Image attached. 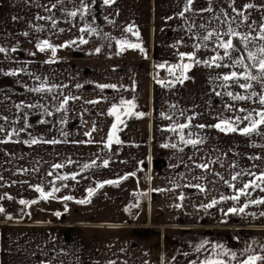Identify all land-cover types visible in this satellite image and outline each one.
Returning <instances> with one entry per match:
<instances>
[{"label": "crops", "instance_id": "obj_1", "mask_svg": "<svg viewBox=\"0 0 264 264\" xmlns=\"http://www.w3.org/2000/svg\"><path fill=\"white\" fill-rule=\"evenodd\" d=\"M262 24L264 0H0V154L17 159L10 186L0 160V264H242L264 256V204L250 203L264 198V184L231 199L255 178L249 173L264 172V125L249 135L213 127L248 111L258 119L264 108V84L242 89V78L222 79L244 71L234 64L241 57L252 63L247 52L264 45ZM229 26L239 35H227ZM228 39L225 56L218 45ZM45 40L55 52L37 47ZM166 62L192 66L178 68L181 78L153 77L151 64ZM227 92L257 95L233 100ZM113 105L122 122L109 115ZM108 180L119 182L98 187ZM36 185L59 191L45 200Z\"/></svg>", "mask_w": 264, "mask_h": 264}, {"label": "snow or ice", "instance_id": "obj_2", "mask_svg": "<svg viewBox=\"0 0 264 264\" xmlns=\"http://www.w3.org/2000/svg\"><path fill=\"white\" fill-rule=\"evenodd\" d=\"M104 2L106 4H110V3H113L114 0H104ZM251 6L252 5H245L244 7L248 8V7H251ZM71 15L75 16L76 12H72ZM180 15H183V13H181ZM245 19H246V17H245ZM81 31H84V29H81ZM126 31L127 32H133V29H132L131 26H129L126 29ZM133 34L138 36V32L133 33ZM24 35H27V33H24ZM227 35L238 36L239 34L237 32H235V30L232 29L231 26H229V30H228ZM212 36H213V33L209 32L208 35L203 37V40L207 41V40L211 39ZM241 39H243L245 41V43L247 44L248 37H241ZM259 39L264 41V24H262L260 26ZM81 42L86 43L87 41H83L82 40ZM42 45H47L49 48H52L53 52H55V47L53 45H51L47 40L42 41L40 44L37 45V47L41 51H44V47ZM128 46L129 47H133V48H140V50L143 51V48L139 44H129ZM218 46L220 48L225 49L224 55L228 56L229 55L228 49H232L233 48V41L231 39H228L226 41L220 40ZM3 51H5V49L0 48V52H3ZM96 51L99 52V49H96ZM180 56H181L182 59L184 57H188L191 60V59L194 58L195 53H180ZM221 59H223V57H221V56H219V54H217V56L212 58V63L215 64V66L220 67L221 65L216 63V62L218 60H221ZM247 59L252 61V63L251 64H245L243 57H241L239 60H236L234 62V64L240 65L244 69V71H242V72L232 71L229 74L223 75L222 79L224 81H226V82L227 81H236V82H238L242 78L244 81H246L245 83H239V87L242 88V89H250V88H252L251 81H259L262 84H264V45L259 46L255 52L249 50L247 52ZM196 63H200V61H196ZM204 63H207V62L205 61ZM163 66L164 65H160V67H163ZM191 66H192L191 64H183V63L179 64V65H173L169 69V71L171 72L175 68H180V69H183V70L186 71ZM252 69H257V72L254 74ZM184 78L186 79L187 77L184 76ZM180 82H182V80ZM112 87H115V86L113 85ZM35 90L36 91H40L41 89L38 88V89H35ZM226 94L228 96H230L233 100H249V99H251V97L257 95V93H255V92H251L249 95H239V94H234L232 92H227ZM217 95H219V93H217ZM258 100H259V104L260 105H264V94H260L258 96ZM121 104H128L129 106L134 107V104H133L132 101H121ZM239 111L240 112H245L246 110L241 108V109H239ZM109 115H115L116 116V120L118 122H122V121H120V115H119V112H118V106L117 105H113V107L109 110ZM136 115L143 116L144 113H138ZM255 116H257L258 119L253 118V112L252 111H248L247 115H245L243 117L236 116L234 118V120H227V119L226 120H222L219 124L213 125V127H216L218 129H220V131H222V132H240L243 135H249V134H251L253 132H257L258 129L260 128V126L264 125V108H261V110L259 112H256ZM191 119H192V117L188 118L189 123H190ZM242 120L243 121H248L249 123L246 126L240 128L237 125ZM188 126H189V124H179V125H177V127L179 129H181V130L184 129V128H187ZM198 127L204 128L205 125H199ZM116 128H117V124L114 123L112 125L113 131H111L109 133V135H108V139H107V142H106V147H110L111 146V144L113 142V135H114V132H115ZM172 130L175 131L176 128H173ZM86 135H90V134H86ZM181 139L182 140L184 139V136H183L182 132H181ZM37 142L38 141L35 140V139L31 141V143H37ZM48 142L49 143H56L57 141H48ZM116 143H120V141L117 139ZM185 143L192 144V145L195 146L196 144L203 143V140H201V139H196V140L188 139V140L185 141ZM92 163L95 164V161H93ZM108 163H109V161H107V160H105L103 162L104 166H107ZM89 166L90 165L86 164L84 167L88 168ZM52 167L53 168H61V167H63V165L56 164V165H53ZM199 167H206V166L205 165H200ZM25 171H27V170H25ZM134 174L135 173H132L130 175H134ZM49 175H52V173L50 172ZM240 175H241V173H236V175H234L232 177V179L236 180ZM249 175H253L255 178L253 180L245 183L242 188L238 189L237 190L238 194L232 196L231 199L239 200L240 195H246L247 194V192H246L247 189H249V188H260L261 184H264V172H261L259 175H255L254 173H249ZM71 178L75 179V174H73ZM127 178L128 177L126 175V176L122 177L121 179H127ZM59 179H68V177L67 176L59 177ZM118 182H119L118 180H116V181L108 180V181H104L102 184H99L98 187H102L103 184H116ZM35 190L37 192H39L41 198L45 199V200H47L49 197H52L56 191H59V189L56 188V187H53L51 189V191H45L40 185H36L35 186ZM261 190H264V189H261ZM87 191H88V196L90 198L93 195V193L95 192V189L89 188ZM3 198L4 197H0V199H3ZM7 198L12 199V197H7ZM63 199L64 200H71V199H73V197L66 196V197H63ZM222 199H228V197H222ZM36 202L37 201L29 202V201H26V200H23V199L19 201V203L22 204V205H28L30 203H36ZM77 202L80 203V204H85V203L90 202V200L89 199H83V200H79ZM216 202L217 201L214 200L212 203L215 204ZM250 203H253V204H264V198H261L259 200H252V201H250ZM244 207H247V205H245ZM4 211H5L4 208L0 207V213H3ZM236 211L243 212L244 208H240L239 210H237L236 208L229 209V212H236ZM56 215H60V213H56ZM262 215H264V213H262ZM233 255H235V254H233ZM258 260H264V256H249L246 260L242 261V264H256V262ZM111 264H114V262H111ZM205 264H222V262L209 260V261H205Z\"/></svg>", "mask_w": 264, "mask_h": 264}, {"label": "rangeland", "instance_id": "obj_3", "mask_svg": "<svg viewBox=\"0 0 264 264\" xmlns=\"http://www.w3.org/2000/svg\"><path fill=\"white\" fill-rule=\"evenodd\" d=\"M169 66V65H168ZM153 74V73H152ZM181 75V74H180ZM179 75V71L176 72V74L174 76H169L167 77L165 80L167 79H177V78H181V76ZM156 76L155 74H153V77ZM19 152V151H18ZM26 151H23V152H19V155H26ZM0 160L3 161V165L5 166V169L3 170V175H4V185L7 186V185H11L10 184V177L11 175L13 174V170H12V166L13 165H16V161L17 159L13 157V153L11 151H4V152H1L0 154ZM23 158V159H22ZM21 160H25L26 157H22ZM1 164V163H0ZM27 170L26 166H25V163L22 162L21 163V166L19 168V171L20 172H25L27 173ZM231 225V224H230ZM230 230V233L229 234H233V229H229ZM171 232H169L168 234H166V239H165V252H167L168 255H171L172 254V247H171V239H172V236L170 234ZM186 237V235H185ZM161 244V243H160ZM162 245V244H161ZM161 245L159 246V248H161ZM170 264V263H169Z\"/></svg>", "mask_w": 264, "mask_h": 264}, {"label": "built area", "instance_id": "obj_4", "mask_svg": "<svg viewBox=\"0 0 264 264\" xmlns=\"http://www.w3.org/2000/svg\"><path fill=\"white\" fill-rule=\"evenodd\" d=\"M176 65L175 63H171L169 66H163V67H158L155 66L154 64H151L150 66V71L151 73L155 74L158 79L165 80L169 76H174L176 72L178 71V68L173 69L171 72L169 69L173 66Z\"/></svg>", "mask_w": 264, "mask_h": 264}, {"label": "trees", "instance_id": "obj_5", "mask_svg": "<svg viewBox=\"0 0 264 264\" xmlns=\"http://www.w3.org/2000/svg\"><path fill=\"white\" fill-rule=\"evenodd\" d=\"M171 64V62H166L165 64H162V65H164V66H168V65H170Z\"/></svg>", "mask_w": 264, "mask_h": 264}]
</instances>
